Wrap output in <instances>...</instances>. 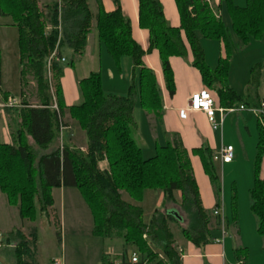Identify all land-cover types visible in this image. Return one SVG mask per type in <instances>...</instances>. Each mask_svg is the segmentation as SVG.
Returning a JSON list of instances; mask_svg holds the SVG:
<instances>
[{
    "label": "trees",
    "instance_id": "obj_1",
    "mask_svg": "<svg viewBox=\"0 0 264 264\" xmlns=\"http://www.w3.org/2000/svg\"><path fill=\"white\" fill-rule=\"evenodd\" d=\"M40 1L0 0V14L10 18L18 30L21 83L25 84L26 77L31 75L41 100L37 107L23 102L21 108H5L8 114L16 115L18 128L13 133L12 145L0 140V192L7 196L12 206L18 207L22 220L34 222L38 213L36 204L41 215L49 217L53 213V189L75 187L92 211L93 235L122 240L138 255V264H182L170 228L173 216L157 214L146 224L143 209L124 201L122 196L124 192L134 202L142 203L147 191H161L173 202L176 194H181L183 210L189 216V227L182 229V235L196 246L211 240V215L202 205L191 153L175 141L158 147L154 157L143 159L142 150L133 138L137 104L158 119L163 107L157 77L146 67L144 58L154 51L159 53L171 96L175 94V81L170 59H186L191 52L192 66L199 71L215 105L217 100L220 106L228 109L260 108L264 103V97L259 93L264 81V64L258 63L251 70L245 95H239L229 87L235 45L219 11L224 5L231 20V30L240 43L237 48L246 47L264 38V0H246L244 7L235 6L233 0H221L222 4L218 6H210L204 0H175L181 21L178 28L168 24L158 0H138L140 28L149 34L146 51L133 39L131 25L119 0H114L117 6L114 12L106 13L100 8L96 18L89 0H61L45 5ZM95 19L99 39L118 68L122 58L130 57L139 69V88L137 90L132 83L127 96H107L100 74H92L79 83L81 103L67 109L61 85L64 76L61 60L66 49L73 52V62L84 54ZM201 38L223 45L224 55L215 69L206 63ZM3 97L7 101L9 94H3ZM54 103L58 111L53 108ZM66 112L86 134L85 150L63 145L38 157L27 137L39 149L48 150L59 138L61 129H67L63 121ZM258 128L254 185L249 196L257 233L264 244V128L262 125ZM192 154L202 162L219 209L221 184L213 153L200 148ZM104 161L109 164V171L101 170L100 164ZM232 208L234 226H237L235 196ZM216 218L220 230L222 219ZM12 235L19 239L16 264H29L26 260L35 258L37 231L30 235L18 231L10 237ZM234 255L238 263L245 264L249 254L246 248H238Z\"/></svg>",
    "mask_w": 264,
    "mask_h": 264
},
{
    "label": "crops",
    "instance_id": "obj_2",
    "mask_svg": "<svg viewBox=\"0 0 264 264\" xmlns=\"http://www.w3.org/2000/svg\"><path fill=\"white\" fill-rule=\"evenodd\" d=\"M61 0H49L48 3ZM163 7L164 16L168 24L174 28H178L181 24L180 14L178 11V7L176 5L175 0H158ZM213 5H221V0H212ZM235 6L244 7L246 5V0H233ZM47 3V4H48ZM89 5L91 11L95 18L99 13V9L102 8L106 13H112L116 10V3L114 0H89ZM119 5L122 9V12L126 19H128L131 28H132V36L133 39L146 51L149 45V34L147 31L142 30L140 28L139 21V1L138 0H119ZM221 15V10L219 11ZM2 36L5 39H0V51L2 50L1 44L5 47L7 46L9 41L10 32L12 31V47L13 49H18V63H19V92L17 96L12 95L9 91L6 94H9L8 100L15 101L18 106L15 108H21L23 102L30 103L33 107H37L40 105V97L38 90L32 99V102H29V95L26 92V86L35 85L37 89L36 83L26 81L25 84L21 83V66H20V55H19V46H18V30L13 26L12 20L11 23H6L1 26ZM210 41V40H209ZM211 43V44H210ZM208 42L207 44L213 45L211 47V51L214 49L216 52V57H211V63L208 61L207 51L205 46L207 44H203L201 42L202 47L205 52L206 61L208 62V66L211 69H215L218 66L219 60L223 57V45L221 42ZM216 46H214V44ZM73 54L70 49H66ZM74 57V55H73ZM65 59V58H64ZM78 60V69H64V76L61 80L62 91L64 96V104L66 108H70L73 106H77L81 103V94L79 90V83L82 80L89 78L92 74H100L102 80V87L104 93L103 85V73L104 70L107 69L109 75L114 76V71H117L119 75V80L122 82V86L120 90H111L108 92L107 96H118L125 97L128 95L130 91V87L133 85L138 90L139 88V69L133 65V61L125 60V57L122 58L120 62V67L116 65L112 56L108 53L106 47L101 43L99 39V34L97 30L96 19L93 22L92 31L88 36L87 47L84 54L80 57L75 58ZM125 60V73L123 71L122 63ZM85 61V65L83 64ZM193 57L191 52L188 54V58H171L170 64L174 74L175 81V94L173 96L167 90L162 64L160 60L159 53L154 51L152 54L145 56L144 63L146 67L152 70L156 77L161 89L162 95V112L160 119L157 118L154 114L146 113L139 104H137L134 111V121H135V133L137 134L141 143L146 144L151 150L153 147V152L156 154L158 147L166 146L170 142H178L183 145V147L191 153V164L194 173V177L196 179L200 197L202 201V205L204 209L209 212L211 215V237L210 241L205 245L196 246L192 244L189 240H187L183 235L178 238L173 231V227L176 223L186 224L189 227V216L183 210L182 207V196L181 194H177L181 200L179 206L171 207L169 204L171 201L166 199L164 193H162L159 203H164L163 207L165 209H161L160 211H156V214L170 215L173 216L174 222L170 224V228L175 236L176 249L179 252L181 257L182 264H241L238 263L235 259L234 251L238 248H246L249 249L248 261L245 264H264V244L261 242L259 238L255 235V230H252V236H248V234L243 233L241 226L233 227L232 233L229 235V238H225L223 243L217 244L215 241L219 238L218 232L220 231L217 228L216 222L217 218L214 217L213 213L215 210H218L216 207L217 199L215 196L214 188L205 174L202 162L197 155H193L194 150H198L200 148H205L210 150L213 155L218 153L223 147L231 146L234 149V159L238 162L239 160L249 157V147L246 145V139L240 134L241 137L240 143L230 142L227 137L229 135V129H234L236 127L237 131H240L242 125L245 127L249 138L253 136L251 131L254 128L253 123H251V114H246L245 112H238L240 114L239 118L230 119V115L227 114L224 117L222 129L214 131L207 119V116L203 112L196 111H188L189 104L192 96L194 94L199 93L205 86L202 82L201 75L197 69L192 66ZM211 64V65H210ZM131 72V75H129ZM124 75V76H123ZM132 77V78H131ZM32 78L31 75H28L26 79ZM131 78V81L129 80ZM131 83V85H130ZM135 83V84H134ZM261 88L264 89V81L262 80ZM260 88V89H261ZM236 91V90H235ZM237 92V91H236ZM238 93V92H237ZM247 91L245 92V94ZM262 98L264 97V90H259ZM4 93L0 94V117L6 119L7 123L3 128V137L5 142H2L6 145H12L13 143V133L15 127L12 126V123L8 121L10 117L6 112L4 107L7 104V101L4 100ZM5 104V105H4ZM4 105V106H3ZM216 108L218 110H226L228 108H224L218 104L216 100ZM188 111L187 118L184 119L181 117V111ZM8 114V115H7ZM250 115V116H249ZM17 119V117H16ZM216 120L218 122L221 121V114L217 112ZM63 121L67 126L65 131H60L59 138L49 147L48 150L43 151L39 149L33 140L30 137H27V141L32 149L38 151L40 156L47 155L61 148L63 145H68L72 148L85 150L87 145V138L85 134V139L81 137L80 141L75 142L73 135L75 132L80 131V127L76 121H74L68 112L65 113ZM17 128H18V119H17ZM251 126V127H250ZM258 128V127H257ZM80 129V130H78ZM259 129V128H258ZM82 131V130H81ZM259 131V130H258ZM83 132V131H82ZM0 135V136H2ZM1 138V137H0ZM253 138V137H252ZM1 140V139H0ZM82 140V142H81ZM258 143L254 141V150L256 155V147ZM251 147V146H250ZM142 150V149H141ZM254 155V159H255ZM251 156V155H250ZM235 163L221 165L224 173L227 172ZM100 168L103 171H109V164L107 162H102L100 164ZM254 169V166H253ZM61 189L65 190V187H61ZM251 190V189H250ZM249 190V191H250ZM2 194V193H0ZM123 196V193H122ZM131 200V198L129 197ZM5 202V201H4ZM131 203L132 205L139 206L142 203H136L133 200L126 201ZM6 204L4 203V206ZM140 207V206H139ZM162 207V208H163ZM142 208V207H141ZM220 208V207H219ZM168 211H172L168 213ZM27 221V220H26ZM32 224V223H31ZM187 227V228H188ZM185 228V229H187ZM235 230V232H234ZM22 232V231H21ZM11 232L10 234H12ZM23 233V232H22ZM1 241V240H0ZM114 251V250H113ZM112 251V252H113ZM135 252L132 251L131 257ZM124 256H116L115 259L109 257V254H104L103 261L100 264H117L121 261H125L128 263L131 259Z\"/></svg>",
    "mask_w": 264,
    "mask_h": 264
},
{
    "label": "rangeland",
    "instance_id": "obj_3",
    "mask_svg": "<svg viewBox=\"0 0 264 264\" xmlns=\"http://www.w3.org/2000/svg\"><path fill=\"white\" fill-rule=\"evenodd\" d=\"M49 0H41L40 3L45 5ZM221 17L229 29L231 34V39L234 42L235 48L232 52L230 73L228 84L229 87L236 90L239 95H245L248 90V84L251 80V70L258 63L264 64V38L260 41H253L249 46L242 47L239 40L234 35L231 30V20L227 13L224 5L221 7ZM6 23H11V19L3 17L0 14V39H5L2 36V25ZM12 31L10 32V38L7 46L1 44L2 50L0 51V94H6L9 91L12 95L17 96L19 92V63H18V49H13L12 47ZM203 44L209 41L201 38ZM211 44V43H210ZM207 44L205 49L207 51L208 61L211 63L212 56L216 57V52L213 46ZM214 44V43H213ZM214 44V46H216ZM64 58L66 63H64V69H78V60L75 59L73 62V54L69 51L64 53ZM125 60L131 62L130 57H125ZM125 60L122 63L123 71L125 73ZM208 64V62L206 61ZM85 65V61H83ZM209 65V64H208ZM211 65V64H210ZM114 76L109 75L108 70L105 69L103 73V85L104 94L111 90H120L122 82L119 80V75L117 71H114ZM131 75V72L130 74ZM124 76V75H123ZM28 77V76H27ZM132 78V77H131ZM131 78L129 79L131 81ZM26 81L35 82L32 78L25 79ZM37 85V84H36ZM131 85V83H130ZM35 85L26 86V92L29 95V102H32L30 97H33L37 89ZM264 90V89H260ZM9 102V100H7ZM5 105V104H4ZM3 105V106H4ZM246 114H251V123H253L254 128L251 131L253 133V138H249V135L242 125L240 131L234 129H229V135L227 139L230 142L240 143V134L246 139V145L249 147V157L243 158L238 162L233 161L235 164L224 173L219 162H215L217 175L221 184V197H220V212L224 219V233H226L225 238H229L232 233L234 222H233V197H236L237 202V216L238 224L236 227H240L243 233L252 236V230H255V236L262 242L263 239L257 233V223L254 216L250 210V196L249 190L252 189L254 185V141L259 138V127L260 121L257 116L252 112V110L247 109L244 111ZM8 115V114H7ZM10 119L9 122L12 126L17 129V119L14 113L8 115ZM240 114L234 113L230 115V119L239 118ZM7 121L6 119L0 117V135L3 134V128L5 127ZM80 130V129H78ZM133 138L136 144L142 149L143 159H149L154 157L156 154L149 149L146 144L141 143L135 130L132 131ZM1 141L5 142V139L0 136ZM81 137L85 139L84 132L77 131L73 135L74 141L79 142ZM82 142V140H81ZM251 146V147H250ZM35 154L39 157L38 151L33 149ZM251 155V156H250ZM1 193V192H0ZM163 192L161 191H147L143 203L139 205L144 211L143 220L146 224H149L156 214V211L165 209L163 207L164 203H159L160 197ZM52 196L54 199L53 213L50 214V218L47 215H41L39 213V206L36 204L37 214L34 222H29L22 220L20 217V212L17 206H12L5 194H0V264H16L17 256V246L19 244V239L12 234H16L18 231H22L23 234L30 235L32 231H37V245L35 251V258L33 260L27 259L29 264H100L103 261L104 254H109V257L115 259L116 256L131 257L133 248L124 245L122 240L118 239H103L101 237H96L93 235V216L92 211L83 198L81 192L75 187H65V190L61 188H56L52 190ZM123 200L130 201L128 194L123 192ZM5 201V202H4ZM181 202L179 196L176 194L175 200L169 204L171 207L179 206ZM4 203L6 204L4 206ZM163 207V208H162ZM51 212V211H50ZM172 211H168L171 213ZM172 214V213H171ZM32 223V224H31ZM173 227L175 235L180 238L182 229L187 228L186 224L176 223ZM235 232V230H234ZM219 238H223L222 228L218 232ZM224 238V239H225ZM7 239L10 242L7 243ZM264 248V247H263ZM114 250V251H113ZM154 250L161 253L154 247ZM248 254H249V249ZM113 251V252H112ZM249 256V255H248ZM248 261V258H247ZM247 263V262H246Z\"/></svg>",
    "mask_w": 264,
    "mask_h": 264
},
{
    "label": "built area",
    "instance_id": "obj_4",
    "mask_svg": "<svg viewBox=\"0 0 264 264\" xmlns=\"http://www.w3.org/2000/svg\"><path fill=\"white\" fill-rule=\"evenodd\" d=\"M204 2L209 4L210 6H213L212 0H204ZM61 62L65 63L66 60L63 58L61 60ZM54 102H55V98H54ZM17 106H18V104L15 101L9 100V102H7V104L4 107L15 108ZM53 108L56 111H58V106L56 103H54ZM246 110L247 109L243 106H241L240 108H230V109H226V110H222V109L218 110L215 106V101H214L211 93L209 91H207L206 89H203L199 93L194 94L192 96V98L190 100L188 111L203 112L207 116V119H208L212 129L214 131H217V130L222 129L223 120L227 114L244 112ZM250 110H252V112L257 116V119L260 121V124L264 128V103H262L260 108H255V109H250ZM188 111L187 110L181 111V113H180L181 117L186 119ZM217 112H219L221 114V121L220 122H218L216 120ZM61 131H65V129L62 128ZM233 159H234V149L231 146L223 147L218 153L213 155L214 162H219L222 165L231 164L233 162ZM213 215L215 217L220 216L222 219L221 228H222V232H223V238L215 241L217 244H221V243H223L225 235H226V233H224V229H223L224 219H223L219 209L215 210ZM138 263H139V257L136 253H134L128 263H124V261H121L117 264H138Z\"/></svg>",
    "mask_w": 264,
    "mask_h": 264
}]
</instances>
